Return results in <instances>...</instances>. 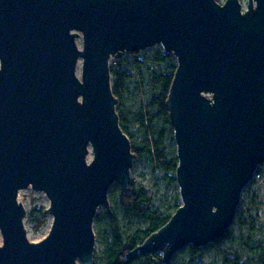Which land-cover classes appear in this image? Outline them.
<instances>
[{
	"label": "water",
	"instance_id": "1",
	"mask_svg": "<svg viewBox=\"0 0 264 264\" xmlns=\"http://www.w3.org/2000/svg\"><path fill=\"white\" fill-rule=\"evenodd\" d=\"M154 45L177 64L181 204L127 259L168 264L229 231L264 163V0H0V264H93L94 216L113 184L128 191L134 159L109 60ZM28 187L49 200L39 242L17 200Z\"/></svg>",
	"mask_w": 264,
	"mask_h": 264
},
{
	"label": "rangeland",
	"instance_id": "2",
	"mask_svg": "<svg viewBox=\"0 0 264 264\" xmlns=\"http://www.w3.org/2000/svg\"><path fill=\"white\" fill-rule=\"evenodd\" d=\"M217 1L221 4L225 0ZM240 3L245 9L247 0H240ZM76 43L81 47L80 38L76 40ZM156 53L164 54L165 52L160 45H154L133 54H124L120 59L109 60V66L117 64L122 71L130 75L124 85L122 100L116 104V112L125 119L132 140L131 144L136 147L140 146L143 135V130L136 124V120L148 113L156 115L149 108L151 99L157 95L149 75L151 72H164L166 69V65H158L152 60ZM79 74L80 62L77 67V75ZM155 124L157 128L168 131L162 119L158 118ZM166 151L176 153L173 136L169 137V134H167ZM91 158L90 152L87 161ZM132 166L130 185H133L138 200L141 201V197H145V205L158 209L160 212H164L173 205L181 204L175 174L157 170L145 159H133ZM258 173L259 177L253 179L241 191L235 220L228 231V236L215 244L211 243L199 249L201 264H223L225 251L238 256L245 264H261L259 257L264 256V166ZM17 200L25 210L23 223L28 240L39 242L48 234L52 222V217L45 213L49 206L48 198L43 192L34 191L28 187L18 192ZM108 201L110 207L114 206L118 214L121 233L124 236L143 227L138 217L125 213L117 204L113 205L112 199L109 198ZM105 211V208L100 206L93 219L92 229L95 236L93 264H102L104 245L111 237L108 219L102 214ZM187 249L184 248L175 254L168 264H195ZM154 258L160 260L161 254H155Z\"/></svg>",
	"mask_w": 264,
	"mask_h": 264
},
{
	"label": "trees",
	"instance_id": "3",
	"mask_svg": "<svg viewBox=\"0 0 264 264\" xmlns=\"http://www.w3.org/2000/svg\"><path fill=\"white\" fill-rule=\"evenodd\" d=\"M215 1L218 2L217 0ZM152 60L158 65H166L164 72H151L149 75L151 84L157 90V95L151 99L149 108L156 115L148 113L136 120V124L143 130L139 147L131 144L132 140L126 121L118 114L120 128L130 140L131 150L135 160L145 159L155 169L175 174L177 166L176 153H168L166 151L167 134H169V137L173 136V131L169 122L165 102L176 70V59L168 53H156ZM109 72L112 93L117 103H120L124 93V85L130 75L122 71L121 67L117 64L110 65ZM158 118L162 119L165 123V126L168 128L167 132L157 128L155 122ZM262 166H264V163L257 168L256 173H258ZM109 198L113 200V205L117 204L125 213L138 217L143 223V227H139L124 236L121 233L119 217L114 206L110 207V214L106 211L102 213L108 219L111 233L110 240L104 245L102 264H152L151 257L144 256L128 260L127 254L142 244L152 233L163 227L180 204L173 205V207L164 212H160L158 209H153L149 205H145V197L142 196L141 201L138 200L132 184L126 192H122L117 184H113L108 191ZM228 234L227 232L224 237L228 236ZM221 239L213 243L215 244ZM187 248L194 263L201 264L199 249L192 246ZM223 254V264H245L238 256L231 252L225 251ZM259 260L261 264H264V256L259 257Z\"/></svg>",
	"mask_w": 264,
	"mask_h": 264
},
{
	"label": "built area",
	"instance_id": "4",
	"mask_svg": "<svg viewBox=\"0 0 264 264\" xmlns=\"http://www.w3.org/2000/svg\"><path fill=\"white\" fill-rule=\"evenodd\" d=\"M258 177H259V173H255L254 176H253V179H256V178H258ZM253 179H252V180H253Z\"/></svg>",
	"mask_w": 264,
	"mask_h": 264
}]
</instances>
